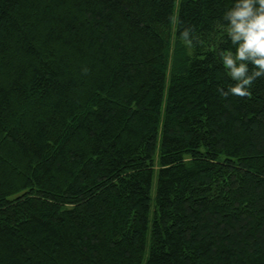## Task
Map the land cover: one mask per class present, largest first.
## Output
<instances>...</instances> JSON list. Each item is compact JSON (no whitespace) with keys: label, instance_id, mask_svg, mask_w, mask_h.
I'll list each match as a JSON object with an SVG mask.
<instances>
[{"label":"trees","instance_id":"16d2710c","mask_svg":"<svg viewBox=\"0 0 264 264\" xmlns=\"http://www.w3.org/2000/svg\"><path fill=\"white\" fill-rule=\"evenodd\" d=\"M232 2L0 0V264H264V76L224 95Z\"/></svg>","mask_w":264,"mask_h":264},{"label":"clouds","instance_id":"9594fccd","mask_svg":"<svg viewBox=\"0 0 264 264\" xmlns=\"http://www.w3.org/2000/svg\"><path fill=\"white\" fill-rule=\"evenodd\" d=\"M222 19V31L233 47L221 50L219 56L234 81L224 95L243 97L249 94L253 81L264 76V0H233ZM180 37L190 47L196 39L187 28L180 32Z\"/></svg>","mask_w":264,"mask_h":264}]
</instances>
